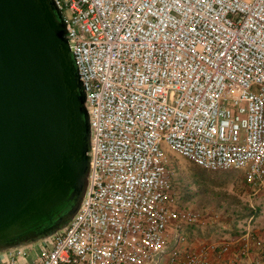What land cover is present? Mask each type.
<instances>
[{"label":"built area","instance_id":"1","mask_svg":"<svg viewBox=\"0 0 264 264\" xmlns=\"http://www.w3.org/2000/svg\"><path fill=\"white\" fill-rule=\"evenodd\" d=\"M50 1L86 99L88 187L64 228L0 264H264L254 216L190 239L214 222L180 204L173 159L264 194V0Z\"/></svg>","mask_w":264,"mask_h":264},{"label":"water","instance_id":"2","mask_svg":"<svg viewBox=\"0 0 264 264\" xmlns=\"http://www.w3.org/2000/svg\"><path fill=\"white\" fill-rule=\"evenodd\" d=\"M85 95L50 0H0V250L64 228L88 187Z\"/></svg>","mask_w":264,"mask_h":264},{"label":"rangeland","instance_id":"3","mask_svg":"<svg viewBox=\"0 0 264 264\" xmlns=\"http://www.w3.org/2000/svg\"><path fill=\"white\" fill-rule=\"evenodd\" d=\"M173 159L179 171L180 204L214 222L217 236L239 235L254 216L255 232L264 237V194L255 193L244 172H209L175 154Z\"/></svg>","mask_w":264,"mask_h":264},{"label":"crops","instance_id":"4","mask_svg":"<svg viewBox=\"0 0 264 264\" xmlns=\"http://www.w3.org/2000/svg\"><path fill=\"white\" fill-rule=\"evenodd\" d=\"M217 231L219 232L218 228H216V226H215V223H213V226L206 229L205 234H203V232L200 230H189V237L192 241H193V239H195V240L199 241V243L206 242L207 240H213V241L221 240V241H223V239L228 237V236L224 237V235H222V234L217 236ZM219 234H220V232H219ZM222 237H224V238H222ZM219 238H222V239H219ZM196 245L198 246L200 244L196 243Z\"/></svg>","mask_w":264,"mask_h":264},{"label":"flooded vegetation","instance_id":"5","mask_svg":"<svg viewBox=\"0 0 264 264\" xmlns=\"http://www.w3.org/2000/svg\"><path fill=\"white\" fill-rule=\"evenodd\" d=\"M55 221H53L52 223L48 224L46 227V230H49V228L54 224ZM46 230H41L40 232H43V234H39V239L42 238L43 235H45Z\"/></svg>","mask_w":264,"mask_h":264}]
</instances>
